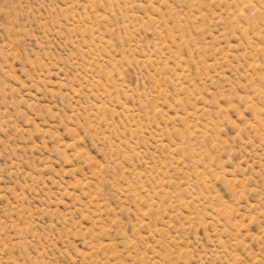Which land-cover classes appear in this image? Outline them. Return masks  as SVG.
<instances>
[{"label": "rangeland", "instance_id": "1", "mask_svg": "<svg viewBox=\"0 0 264 264\" xmlns=\"http://www.w3.org/2000/svg\"><path fill=\"white\" fill-rule=\"evenodd\" d=\"M0 264H264V0H0Z\"/></svg>", "mask_w": 264, "mask_h": 264}]
</instances>
